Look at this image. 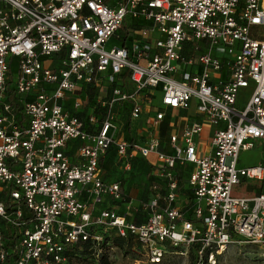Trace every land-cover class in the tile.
<instances>
[{
  "label": "built area",
  "instance_id": "obj_1",
  "mask_svg": "<svg viewBox=\"0 0 264 264\" xmlns=\"http://www.w3.org/2000/svg\"><path fill=\"white\" fill-rule=\"evenodd\" d=\"M111 37L121 43L106 49ZM190 109L164 152L162 118ZM143 112L145 140L123 138ZM253 141L264 144V0H0V264L10 252L11 264H60L86 242L100 256L110 235L133 240L146 264L188 250L216 264L237 240L264 249V190L231 192L264 179V161L237 166ZM112 148L125 171L158 161L150 176L165 191L152 179L139 212L131 200L114 209L125 195L101 164ZM187 163L193 197L179 208L174 169Z\"/></svg>",
  "mask_w": 264,
  "mask_h": 264
},
{
  "label": "rangeland",
  "instance_id": "obj_2",
  "mask_svg": "<svg viewBox=\"0 0 264 264\" xmlns=\"http://www.w3.org/2000/svg\"><path fill=\"white\" fill-rule=\"evenodd\" d=\"M125 19H129L127 16ZM120 32V31H117ZM118 44V40L115 37H111L109 41L105 44V48L108 49L109 45ZM16 57H11V69L12 72L18 70V64L16 62ZM48 64V62H46ZM247 90L239 91L240 95L246 94ZM90 98L94 97L97 93L96 90H87ZM155 97L152 99V104L155 106L159 105L160 93L155 91ZM69 101L72 97L68 98ZM254 144L250 149L240 151L237 155V166H247L253 165L258 162L264 161V144L253 141ZM152 156L154 161L158 163L154 155ZM103 166L105 168V177L109 180H118L120 185L123 187V194L125 195L121 201L116 202L114 209L122 213L124 210L125 203L131 200L130 212H139L140 202H144L147 198V193L149 192L148 186L154 179L156 184V191H161L164 186L162 180H157L155 178H150V172L152 171V166L148 161H132L131 167L128 171H125L118 162H115L113 156L106 157L103 161ZM191 170V166L188 164L178 165L176 168V174L179 177V192H183V183L186 180V173ZM252 181L249 184L240 183L234 186L231 192L236 196H243L247 194L248 189L253 187ZM257 188V187H256ZM185 204V203H183ZM187 205H182V207H187ZM133 210V211H132ZM112 234V231L110 232ZM109 241L106 246L102 249V255L105 256V262L107 264H146L144 262L136 260L131 246L135 245L133 240H121L120 244L115 243L113 239L114 236L110 235ZM172 251V250H169ZM101 255V256H102ZM60 264H101V258L95 256L88 249H85L82 245L75 246V249L64 262ZM161 264H195L194 254L192 251L188 250L186 255L179 256L174 253H166ZM216 264H264V249L257 246L246 244L240 240L231 243L227 249L218 257Z\"/></svg>",
  "mask_w": 264,
  "mask_h": 264
},
{
  "label": "crops",
  "instance_id": "obj_3",
  "mask_svg": "<svg viewBox=\"0 0 264 264\" xmlns=\"http://www.w3.org/2000/svg\"><path fill=\"white\" fill-rule=\"evenodd\" d=\"M174 114L176 116H170L169 114L167 115L166 125L169 129L166 128L165 132L163 134H161V136H159V141L161 144L160 149H162L164 152H167V153L170 152V147L167 144L168 135L172 134V133H179L181 128H182L181 126L184 123L189 122L196 117L195 113H194V111H192V109L188 110V112H186V113L185 112L184 113L177 112V114L176 113H174ZM147 117H148V114L146 112H143L139 119H137V120H129L128 119L126 122H124L122 125L123 131L121 132L123 138H124V136L127 135V136H131L130 139L134 138V139H137L138 141L145 140V136L148 135V131H149V129L147 128L148 127V118ZM203 127H204V130L199 136V143L201 145L206 144L208 136L210 135V132L212 130V127H209L207 125H204ZM159 131H160V128H159ZM107 156H108V154L104 156L102 163L106 159ZM138 160L139 161H148L152 167H154V165L156 164V162L154 161L152 156H149V157L147 156L145 159L135 157L132 161L138 162ZM187 164L191 166V170H192L193 166L189 163H187ZM102 167H103V174L105 176V168H104V166H102ZM151 172H150V174H151ZM187 174L188 173H186V176H187ZM174 175L177 179V188H176L177 198H176V201L174 202V205L179 207V208L180 207L183 208L182 205H187V204L189 205L190 204L192 197H193V194L191 193V191L187 187V184H186L187 177L186 176H185L186 180L183 183V192L178 193V191H179V182H178L179 177L176 174V168L174 169ZM150 178H152V177L150 176ZM106 180L113 181V180H109V179H106ZM157 180H161V179H157ZM162 181L165 184V181L163 179H162ZM249 183L250 182H245L246 185ZM253 186H255V187H253L252 189H248L249 192L243 196H252V195L258 194L262 190H264V179L261 181V183H257V184L253 183ZM121 189H122V187H121ZM164 191H165V185L163 186L161 191H158V193L163 194ZM150 195H151V191L149 190V192L147 193V197ZM183 203H185V204H183Z\"/></svg>",
  "mask_w": 264,
  "mask_h": 264
},
{
  "label": "trees",
  "instance_id": "obj_4",
  "mask_svg": "<svg viewBox=\"0 0 264 264\" xmlns=\"http://www.w3.org/2000/svg\"><path fill=\"white\" fill-rule=\"evenodd\" d=\"M131 25H135V26H137V25H140V21H133L132 23H131ZM121 42L120 41H118V44H120ZM11 99L13 100V101H15V95L14 94H11ZM92 99V96H91V98H90V100ZM166 121H167V115H165L163 118H162V120H161V123H160V125H159V128H160V131H159V136H161V134H163L164 132H165V129L166 128H168L167 127V125H166ZM169 129V128H168ZM124 138L125 139H130L131 138V136H124ZM108 154V156L107 157H109V156H113L114 157V150H113V148L112 149H109L106 153H105V155H107ZM105 155H103V157H102V160H103V158H104V156ZM132 162V161H131ZM101 164H103L102 163V161H101ZM103 166V165H102ZM177 168V167H176ZM122 187V186H121ZM252 187H255V186H252ZM122 190H123V187H122ZM147 197V196H146ZM146 199V198H145ZM25 210V209H24ZM133 219H134V221H140V216L139 215H137V214H134L133 215ZM4 227V237H5V243H6V245H7V247L8 248H12L13 246H14V242H15V239H16V236H17V232L16 231H14V229L12 228V227H9L8 225L7 226H3ZM115 239H113L114 241H115V243H117V244H120V241L121 240H127V239H122V238H120V237H114ZM83 247L85 248V249H88V243L86 242L84 245H83ZM89 250V249H88ZM74 251V250H73ZM72 251V252H73ZM90 251V250H89ZM102 255V254H101ZM99 256L100 258H101V264H107V262H105V256ZM13 256H14V254L12 253V252H10V253H8L7 255H6V261H7V263L6 264H11V262H12V259H13Z\"/></svg>",
  "mask_w": 264,
  "mask_h": 264
}]
</instances>
